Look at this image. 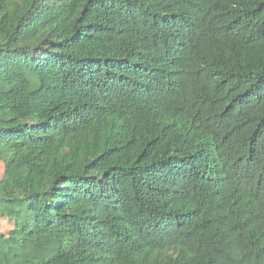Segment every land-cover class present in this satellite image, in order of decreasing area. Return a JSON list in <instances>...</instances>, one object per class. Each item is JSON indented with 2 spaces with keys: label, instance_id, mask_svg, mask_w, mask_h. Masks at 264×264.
Instances as JSON below:
<instances>
[{
  "label": "trees",
  "instance_id": "16d2710c",
  "mask_svg": "<svg viewBox=\"0 0 264 264\" xmlns=\"http://www.w3.org/2000/svg\"><path fill=\"white\" fill-rule=\"evenodd\" d=\"M0 264H264V0H0Z\"/></svg>",
  "mask_w": 264,
  "mask_h": 264
},
{
  "label": "rangeland",
  "instance_id": "374dc122",
  "mask_svg": "<svg viewBox=\"0 0 264 264\" xmlns=\"http://www.w3.org/2000/svg\"><path fill=\"white\" fill-rule=\"evenodd\" d=\"M4 174V164L0 162V179ZM14 222L5 216L0 215V233L7 235V233L13 228Z\"/></svg>",
  "mask_w": 264,
  "mask_h": 264
}]
</instances>
